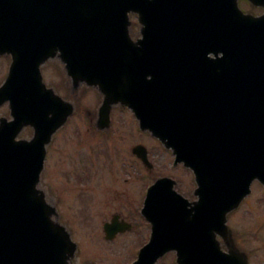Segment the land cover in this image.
<instances>
[{
  "label": "water",
  "instance_id": "obj_1",
  "mask_svg": "<svg viewBox=\"0 0 264 264\" xmlns=\"http://www.w3.org/2000/svg\"><path fill=\"white\" fill-rule=\"evenodd\" d=\"M237 1L0 0V53L12 55L0 104L8 100L14 117L0 124V264H71L75 252L69 233L53 220L54 208L36 187L45 145L72 112L41 81L39 65L56 48L74 81L78 74L71 63L79 62V55L95 62L91 70L97 64L94 77L84 68L83 78L104 95L100 116L106 117L119 101L132 108L142 125L161 129L151 128L182 155L184 142L174 134L185 120H196L192 125L204 134L208 127L222 126V134L232 138L231 131L238 130L245 153L228 167L235 177L218 175L210 181L216 188L244 177L246 191L253 178L264 184V14H243ZM250 1L264 6V0ZM128 11L136 12L142 25L143 38L136 43L128 38ZM119 66L112 82L108 70ZM254 120L259 127L257 157L248 154ZM32 124L35 136L16 141L20 129ZM192 151L189 146L183 150ZM197 180L206 189V182ZM217 212L216 206L213 214ZM162 240L153 231L133 264H154L167 249L159 250ZM198 264L206 263L202 259Z\"/></svg>",
  "mask_w": 264,
  "mask_h": 264
},
{
  "label": "rangeland",
  "instance_id": "obj_2",
  "mask_svg": "<svg viewBox=\"0 0 264 264\" xmlns=\"http://www.w3.org/2000/svg\"><path fill=\"white\" fill-rule=\"evenodd\" d=\"M240 6L244 11L251 12L252 14L259 15L262 11L261 8L251 7L243 1L240 2ZM130 20V33L132 37L136 38L139 36V26L136 16L131 14ZM0 58H2L0 59L1 82L3 73L5 74L7 68L5 60L9 63V58ZM3 59L5 60L3 61ZM42 73L46 84L53 83L55 88L57 87L63 94L68 95V98L75 104V111L72 117L69 118L63 130L57 132L52 140V144L47 149L48 159L46 158L40 177V187L46 191L48 200L54 202L59 215V221L70 230L72 240L77 245L74 263L129 264L135 258L134 250L139 247L141 239L146 236V231L142 230V227H146L144 219L139 215L138 219L135 218V211L142 197V191L139 190L140 187L144 182H152L157 176L166 174L178 179L182 186H184V189H187L190 184V173L180 167L172 168L171 162L173 157L170 151L163 149L156 139L149 135H147L148 138L144 136L131 137L128 135L126 145L129 146L131 142L135 141L143 142L147 145L149 160L153 164L151 171L147 172L143 165L141 166L131 155L123 156L115 166L112 161L116 162V156L112 155V149L115 148L118 155L119 141L103 139L104 144L108 147L107 153L112 155L108 159L106 157L107 154L104 152L105 145L101 143L100 139L104 137L98 138L94 136V130L88 134V126L83 127V120L90 117V112L86 108L88 105L86 103L87 99H91V104L90 106L88 105L89 110L91 112L94 111L92 109L93 98L91 96L86 97L92 89L82 86L78 93H75V96H73L69 90V85H66V82L63 81L66 77L55 61L46 63L42 68ZM61 79L63 83H61ZM98 102L99 98L97 96ZM124 109L120 107L112 109V120L115 123H118V121L120 123L123 120V126L127 131H138L133 114L129 110ZM0 116L8 117L6 105L0 107ZM91 116L95 115L92 114ZM79 128L83 129V131L80 130V141L82 143L86 144L89 142L87 137L95 142H97L96 139H99L100 143H97V148L103 149V152L90 151L83 154L88 163L85 158H79L78 160L73 156L74 153H71L73 151L75 133ZM109 132H113V126ZM30 135V129L26 128L20 134V137H29ZM102 156L104 157L102 158ZM87 164L88 166H86ZM58 176L59 180H57ZM74 176L75 178H73ZM124 178H128L129 183L124 184ZM147 183L144 184V189L147 187ZM80 185L83 188L87 187L85 191H79ZM68 187L75 190L73 194H67ZM107 188H110L111 192ZM77 191L79 192L77 193ZM259 191L261 192L259 185L257 183L254 184V192L249 198L250 200H247L248 202L243 205L242 211L250 213L251 210H254L257 213L258 206L262 204V207H260L264 213V197L260 195ZM66 194L67 196H65ZM109 194L110 198H108ZM262 195L264 196L263 193ZM114 213H118L126 221L132 222L135 226L133 225L134 227L130 232L118 234L113 240L105 241L102 238L103 225ZM261 238H264L263 232L261 233ZM262 239L261 247L264 248ZM259 254L264 255V249H260ZM167 255L169 257L161 259L158 264H170L173 254ZM262 261H264V258H262ZM172 264H174L173 259Z\"/></svg>",
  "mask_w": 264,
  "mask_h": 264
},
{
  "label": "flooded vegetation",
  "instance_id": "obj_3",
  "mask_svg": "<svg viewBox=\"0 0 264 264\" xmlns=\"http://www.w3.org/2000/svg\"><path fill=\"white\" fill-rule=\"evenodd\" d=\"M88 121L92 122L93 126H95L97 122L94 118H91ZM83 124L86 125L87 122L83 120ZM123 125V120L120 123L119 121L118 123H115L114 120H110L107 130L111 131L113 126V132L102 134L106 139L119 141L120 146L118 148V155L120 157L130 156L133 146L132 142L129 146L126 145V138L128 135L131 137L133 136V130L127 131ZM148 169L149 168H145L147 172L149 171ZM190 174L191 180L189 188L184 189V186H182L178 179L175 181L176 184L174 185V188L185 198L186 201L194 203L198 200V196L195 194L197 184L194 181L191 172ZM255 183L256 182L253 183V186ZM252 194L253 187L251 194L244 199L235 210L225 214V221L222 224L223 233L216 235V240L219 244L218 250L227 259L225 261L230 264L243 263L244 260L247 264H264V261H262L264 255L259 254V250L264 249L261 247V233H264V214L245 213L242 211L243 205L247 202V199L249 200ZM182 214L183 213H179L176 217L178 218ZM144 221L146 227H142V230H149L150 232V223L146 218H144ZM180 226L181 225H179V227ZM183 226H193L195 229L205 227L206 231H212L214 229V223L209 219L205 223H185ZM262 242L264 244V238L262 239ZM180 243H182L180 246L182 249L190 250L186 245V241ZM172 253L175 256V252Z\"/></svg>",
  "mask_w": 264,
  "mask_h": 264
},
{
  "label": "bare ground",
  "instance_id": "obj_4",
  "mask_svg": "<svg viewBox=\"0 0 264 264\" xmlns=\"http://www.w3.org/2000/svg\"><path fill=\"white\" fill-rule=\"evenodd\" d=\"M224 69H225V70H228V67L224 66ZM90 102H91V99H87V100H86V103H87L88 105L90 104ZM205 151H206V152H210V151L207 150V146L205 147ZM16 204L19 205L18 202H16ZM19 206H20V205H19ZM260 206H261V205H259V212H258V213H263V212H262V209H261L262 206H261V207H260ZM20 207H21V206H20Z\"/></svg>",
  "mask_w": 264,
  "mask_h": 264
}]
</instances>
